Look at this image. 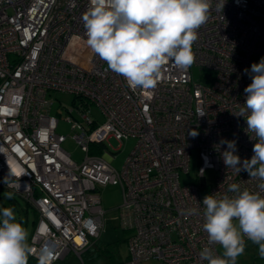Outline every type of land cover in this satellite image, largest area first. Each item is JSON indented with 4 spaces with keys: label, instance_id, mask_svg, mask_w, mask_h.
I'll return each instance as SVG.
<instances>
[{
    "label": "built area",
    "instance_id": "obj_1",
    "mask_svg": "<svg viewBox=\"0 0 264 264\" xmlns=\"http://www.w3.org/2000/svg\"><path fill=\"white\" fill-rule=\"evenodd\" d=\"M89 6L90 0H0V200L11 191L36 211L29 257L37 260L47 243L55 261L73 254L83 264L106 226L99 189L118 185L122 202L113 218L129 232L126 264H207L199 259L208 246L200 194L205 171H216L207 195H231L232 183L260 191L259 180L225 166L226 145L219 142L235 140L241 161L253 155V134L234 113L251 83L244 70L264 57V0H226L221 12L212 0L193 64L162 66L149 90L131 89L87 46L81 17ZM53 92L73 95V107L64 109ZM92 104L102 122L91 117ZM63 109L80 163L57 132ZM110 137L135 140L119 170L104 146ZM194 149L196 183L183 184ZM9 172L11 187L3 183Z\"/></svg>",
    "mask_w": 264,
    "mask_h": 264
},
{
    "label": "clouds",
    "instance_id": "obj_2",
    "mask_svg": "<svg viewBox=\"0 0 264 264\" xmlns=\"http://www.w3.org/2000/svg\"><path fill=\"white\" fill-rule=\"evenodd\" d=\"M226 0H215V11H223ZM212 0H90L82 15L86 44L107 68L121 76L131 89L156 87L162 66L172 62L178 69L189 68L195 59L193 44L198 29L209 19ZM245 73L251 83L244 89L245 102L237 117L246 121L247 132L255 140L253 155L241 161L235 140L222 139L224 164L237 174L246 171L260 181V191L241 189L232 183L221 197L206 195L202 203L208 246L199 253L207 264H236L243 254L246 240L258 246L264 258V57ZM198 111V116H203ZM190 135L198 133L193 130ZM3 183L12 186L14 174L9 172ZM14 193H5L12 199ZM195 211V210H193ZM223 249L218 255L215 246ZM33 248L28 232L17 221L10 207L0 209V264H28ZM58 258L54 247L45 243L36 255L37 264H53Z\"/></svg>",
    "mask_w": 264,
    "mask_h": 264
},
{
    "label": "rangeland",
    "instance_id": "obj_3",
    "mask_svg": "<svg viewBox=\"0 0 264 264\" xmlns=\"http://www.w3.org/2000/svg\"><path fill=\"white\" fill-rule=\"evenodd\" d=\"M200 76V71L197 67L193 68V77L194 79H198ZM52 98L57 103L59 102L64 109L73 107L74 97L68 93H60L53 92ZM64 109L62 111V118L59 120L57 132L66 136L64 143L62 144L63 148L69 152L72 158L78 163L81 162L83 157V153L80 151L79 147L76 145L74 140L72 139L73 132L70 130V127L67 123L63 121V117H65ZM89 110L91 113V117L98 120V122H102L103 116L101 110L95 106L90 105ZM135 145V140L130 138L128 140L118 141L114 137H110L104 142V146L106 149L114 154V158L111 160V165L116 169H121L127 155L130 153L132 148ZM199 165L198 153L197 150H192L191 159H190V172L189 175L181 174V182L183 184L188 183H196V174L197 168ZM205 177L207 184L205 186L200 187V194L207 195L209 193L211 185L215 181L216 171L214 169H208L205 171ZM99 194L101 197V205L104 210L107 212L106 214V226L105 230L101 234V236L94 242V244L89 248L87 252H90V256H94L97 254L99 250H104L108 248L109 250H116V252H120L121 255H126L128 252V244L127 237L129 232L122 231L118 227V223L114 220V216L116 215V208L122 202V194L121 189L118 185L108 184L104 187H100ZM16 207L13 208L9 203H5L0 205V209L4 207H10L13 209L14 214L16 215L17 221L22 223L25 229L28 232V240L33 231V222L35 220L34 211L30 206H27L25 201L16 196ZM218 252L222 255L223 249L221 246H217ZM70 258L74 259V262L70 263ZM86 254L83 255V264H86ZM93 258V257H91ZM127 260L123 263L126 264ZM237 264H264V258H261L259 255L258 246L252 243L251 241L246 240V247L243 254H241L237 258ZM65 264H81L80 262H76V259L72 254L68 255V259ZM143 264H154L152 260L144 261Z\"/></svg>",
    "mask_w": 264,
    "mask_h": 264
},
{
    "label": "crops",
    "instance_id": "obj_4",
    "mask_svg": "<svg viewBox=\"0 0 264 264\" xmlns=\"http://www.w3.org/2000/svg\"><path fill=\"white\" fill-rule=\"evenodd\" d=\"M73 257L75 258L74 255H73ZM91 257H93V258H91ZM118 258H119L118 259V262L120 264H123L128 259V252L126 253L125 256L124 255H121V253L118 252ZM67 259H68V256H66L65 258H63L61 260H58V261L53 262V264H65V262L67 261ZM85 261H86V264H111V263H108V262L106 263L105 258L103 256H101L100 254L99 255L96 254L95 255V258H94V256H90L88 254ZM72 262H74V259H71L70 258V263H72ZM76 262H78L77 259H76ZM28 264H37V260H35L34 258L29 257Z\"/></svg>",
    "mask_w": 264,
    "mask_h": 264
},
{
    "label": "trees",
    "instance_id": "obj_5",
    "mask_svg": "<svg viewBox=\"0 0 264 264\" xmlns=\"http://www.w3.org/2000/svg\"><path fill=\"white\" fill-rule=\"evenodd\" d=\"M4 202L5 203H9L10 204V206L11 207H13V208H15L16 207V205H15V203H16V196L14 195L13 196V198L12 199H7L6 197H5V195H3L2 197H1V200H0V205H3L4 204ZM27 204V203H26ZM27 206H29L28 204H27ZM1 207V206H0ZM31 207V206H30ZM32 208V207H31ZM33 209V208H32ZM33 211H34V215H35V219H36V217H37V213H36V211L33 209ZM34 222H35V220H34ZM33 222V223H34ZM29 242V241H28ZM86 254V256L88 255V254H90V252H86L85 253ZM101 255V256H103L104 258H105V260H106V263L108 262V263H111V264H120L119 262H118V252H116V250H115V248H114V250H109L108 248H106V249H104V250H99V252H98V255ZM32 258V257H31Z\"/></svg>",
    "mask_w": 264,
    "mask_h": 264
}]
</instances>
